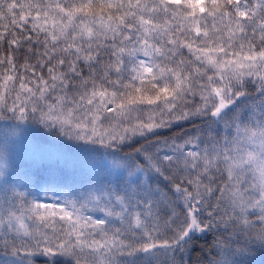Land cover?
<instances>
[{
  "label": "snow or ice",
  "instance_id": "6c2138e0",
  "mask_svg": "<svg viewBox=\"0 0 264 264\" xmlns=\"http://www.w3.org/2000/svg\"><path fill=\"white\" fill-rule=\"evenodd\" d=\"M0 264H264V0H0Z\"/></svg>",
  "mask_w": 264,
  "mask_h": 264
}]
</instances>
